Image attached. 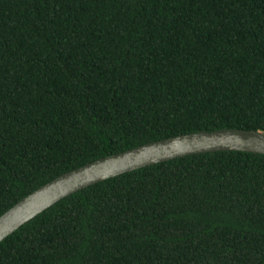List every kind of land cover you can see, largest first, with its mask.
Returning a JSON list of instances; mask_svg holds the SVG:
<instances>
[{
  "label": "trees",
  "instance_id": "16d2710c",
  "mask_svg": "<svg viewBox=\"0 0 264 264\" xmlns=\"http://www.w3.org/2000/svg\"><path fill=\"white\" fill-rule=\"evenodd\" d=\"M264 133V0H0V215L62 173L179 134ZM0 264H264V156L90 185Z\"/></svg>",
  "mask_w": 264,
  "mask_h": 264
},
{
  "label": "water",
  "instance_id": "95a60500",
  "mask_svg": "<svg viewBox=\"0 0 264 264\" xmlns=\"http://www.w3.org/2000/svg\"><path fill=\"white\" fill-rule=\"evenodd\" d=\"M216 151H242L264 156V133L234 128L197 131L100 157L60 174L2 213L0 242L50 206L90 185L175 158Z\"/></svg>",
  "mask_w": 264,
  "mask_h": 264
}]
</instances>
